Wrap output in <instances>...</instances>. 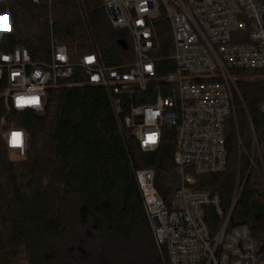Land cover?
I'll return each instance as SVG.
<instances>
[{
	"label": "trees",
	"instance_id": "trees-1",
	"mask_svg": "<svg viewBox=\"0 0 264 264\" xmlns=\"http://www.w3.org/2000/svg\"><path fill=\"white\" fill-rule=\"evenodd\" d=\"M6 13L11 31L4 38L5 51L23 45L33 61H41L53 41L66 46L73 61L90 53L109 66L133 60L128 34L110 25L104 0H0V15ZM157 33L159 56L168 57L170 30ZM164 62L169 67L162 74L173 69L169 60ZM236 74L264 150V75L256 70ZM85 80L76 69L61 87L47 91L42 113L12 110L6 116L3 128L13 124L28 136L26 155L18 161L9 159L1 135L7 109L0 85V264H169L166 251L156 245L135 171H155L156 188L171 206L179 185L174 132L167 130L161 146L148 156L130 130L121 128L108 92ZM238 134L250 152L252 133L241 107L238 126L228 131L226 172L199 177L194 186L219 195L224 210L235 190ZM219 223L213 214L208 217L213 230ZM243 224L264 247V190L255 171L248 175L230 228Z\"/></svg>",
	"mask_w": 264,
	"mask_h": 264
},
{
	"label": "built area",
	"instance_id": "built-area-1",
	"mask_svg": "<svg viewBox=\"0 0 264 264\" xmlns=\"http://www.w3.org/2000/svg\"><path fill=\"white\" fill-rule=\"evenodd\" d=\"M42 1L50 0H32ZM104 7L110 25L128 34L133 60L126 64L109 66L94 53L73 61L67 47L53 41L48 57L41 61H33L23 45L5 51L11 21L8 13L0 15V85H4L1 97L7 109L1 135L6 149L25 157L28 148L23 129L13 124L3 128L6 116L12 110L42 113L47 91L61 87L79 69L86 84L108 92L121 128L130 130L143 152L154 153L165 132H174L179 185L172 193L171 206L156 188L155 171H135L156 245L166 251L169 264H264V247L250 226L230 228L251 171L264 190V150L236 74L256 70L264 75V0H104ZM167 27L172 53L160 57L157 32ZM167 60L173 69L162 74L169 67ZM32 96L39 98V110L17 107L18 99ZM240 107L249 120L252 149L246 150L238 134L235 190L224 210L219 195L194 186L199 177L226 172L228 131L231 125L238 126ZM260 111L264 114V103ZM15 130L25 134L23 152L9 148ZM150 136L156 137L155 142H149ZM211 214L220 220L215 230L208 224Z\"/></svg>",
	"mask_w": 264,
	"mask_h": 264
},
{
	"label": "clouds",
	"instance_id": "clouds-1",
	"mask_svg": "<svg viewBox=\"0 0 264 264\" xmlns=\"http://www.w3.org/2000/svg\"><path fill=\"white\" fill-rule=\"evenodd\" d=\"M18 108L24 106H32L37 110L41 107V102L38 97L32 96L31 98H21L16 101ZM156 138V137H155ZM9 148L11 149H20L21 152L25 148V134L22 130H15L10 135Z\"/></svg>",
	"mask_w": 264,
	"mask_h": 264
},
{
	"label": "rangeland",
	"instance_id": "rangeland-1",
	"mask_svg": "<svg viewBox=\"0 0 264 264\" xmlns=\"http://www.w3.org/2000/svg\"><path fill=\"white\" fill-rule=\"evenodd\" d=\"M7 154L9 159L13 160V161H18V160H22L24 157L20 156L17 152L14 151H8L7 150Z\"/></svg>",
	"mask_w": 264,
	"mask_h": 264
},
{
	"label": "water",
	"instance_id": "water-1",
	"mask_svg": "<svg viewBox=\"0 0 264 264\" xmlns=\"http://www.w3.org/2000/svg\"><path fill=\"white\" fill-rule=\"evenodd\" d=\"M120 45H121L122 48H126V44H125L124 41H121V42H120ZM147 154H148V156H150V157L153 156V152H148Z\"/></svg>",
	"mask_w": 264,
	"mask_h": 264
},
{
	"label": "snow or ice",
	"instance_id": "snow-or-ice-1",
	"mask_svg": "<svg viewBox=\"0 0 264 264\" xmlns=\"http://www.w3.org/2000/svg\"><path fill=\"white\" fill-rule=\"evenodd\" d=\"M4 59H8L7 57H5ZM92 58H89V61H91ZM149 142H155V136H150L148 138Z\"/></svg>",
	"mask_w": 264,
	"mask_h": 264
}]
</instances>
